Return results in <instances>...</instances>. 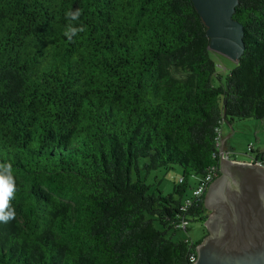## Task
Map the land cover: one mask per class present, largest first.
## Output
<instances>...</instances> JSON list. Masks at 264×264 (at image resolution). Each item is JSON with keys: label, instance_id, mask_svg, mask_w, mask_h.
<instances>
[{"label": "trees", "instance_id": "trees-1", "mask_svg": "<svg viewBox=\"0 0 264 264\" xmlns=\"http://www.w3.org/2000/svg\"><path fill=\"white\" fill-rule=\"evenodd\" d=\"M232 17L244 50L222 76L191 0H0V264H192L209 212L188 178L218 176L222 121L264 119V0ZM173 166L150 191L141 169ZM190 221L202 236L174 238Z\"/></svg>", "mask_w": 264, "mask_h": 264}, {"label": "water", "instance_id": "water-1", "mask_svg": "<svg viewBox=\"0 0 264 264\" xmlns=\"http://www.w3.org/2000/svg\"><path fill=\"white\" fill-rule=\"evenodd\" d=\"M205 26L208 49L236 62L243 27L232 15L239 0H191ZM219 142L218 171L208 185L203 222L192 264H264V167L229 159Z\"/></svg>", "mask_w": 264, "mask_h": 264}, {"label": "rangeland", "instance_id": "rangeland-1", "mask_svg": "<svg viewBox=\"0 0 264 264\" xmlns=\"http://www.w3.org/2000/svg\"><path fill=\"white\" fill-rule=\"evenodd\" d=\"M210 55L216 64L219 66L221 75L224 76L226 72L232 69L235 63L215 51H210ZM221 139L224 140V151L228 152V158L234 159L238 162L250 163L251 152L250 149L257 150L254 154L264 150V119L255 118H242L235 119L231 123L222 121L220 124ZM231 156V157H230ZM145 160H139V165L142 166ZM140 174L144 177L147 184L150 185V191L157 192L156 189L161 191L162 195L172 191L174 183H176L181 175V170L178 166L173 168L164 169L159 168L145 173L141 169ZM135 177V174H134ZM198 180L195 176L188 178L192 187L195 186ZM191 191V190H190ZM189 189L186 190L188 194ZM210 213V211H208ZM209 215V214H208ZM203 234V228L197 221H190L188 231L179 230L176 232L174 238L191 237L198 239Z\"/></svg>", "mask_w": 264, "mask_h": 264}, {"label": "clouds", "instance_id": "clouds-1", "mask_svg": "<svg viewBox=\"0 0 264 264\" xmlns=\"http://www.w3.org/2000/svg\"><path fill=\"white\" fill-rule=\"evenodd\" d=\"M80 15L81 12L79 9H76L75 11L69 10L65 14L66 19L69 21V23L65 28L64 35L69 41H72L73 37L77 36L80 32L85 31V26H76L71 23L72 21H78ZM224 152L228 157L227 152ZM254 158L255 157H251V161H254ZM207 187L205 188V190L207 189ZM15 193L16 185L14 177L12 175V166L7 162L0 163V223H8L15 219V208L11 204V201L15 198Z\"/></svg>", "mask_w": 264, "mask_h": 264}, {"label": "built area", "instance_id": "built-area-1", "mask_svg": "<svg viewBox=\"0 0 264 264\" xmlns=\"http://www.w3.org/2000/svg\"><path fill=\"white\" fill-rule=\"evenodd\" d=\"M260 154H261V157H260L259 159H258V157H257V158L255 157V158H254V161H255L257 164L264 166V150H263V151H260ZM210 178H211L210 175L207 174V175L205 176V181H208ZM204 189H205V183L202 182V180H201V182H200L199 184H197V185L192 189V196H195V197H196V196H199V195L203 192ZM182 227L185 228L184 225H182Z\"/></svg>", "mask_w": 264, "mask_h": 264}]
</instances>
